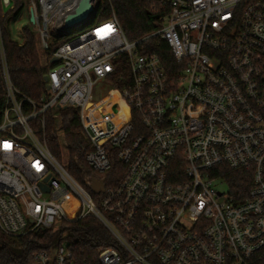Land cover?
Segmentation results:
<instances>
[{"label": "built area", "instance_id": "2783aa9c", "mask_svg": "<svg viewBox=\"0 0 264 264\" xmlns=\"http://www.w3.org/2000/svg\"><path fill=\"white\" fill-rule=\"evenodd\" d=\"M80 1L28 0L43 50L49 29L81 27L52 54L57 62L45 74L47 96L39 103L13 86L0 32V234L16 238L61 229L73 220L65 210L73 198L74 219L93 218L111 237L97 264H262L264 0H138L167 14L135 42L127 40L115 14L88 26L98 0H88L92 11L82 22L64 25ZM0 7L10 9L12 0H0ZM156 37L171 51L177 66L172 76L158 56L141 51ZM120 55L127 58L129 82L102 98L115 97L117 122L92 128L95 87L116 72ZM54 108L79 114L88 144L85 163L98 176L86 187L41 137L44 116ZM113 162L123 174L107 177ZM225 171L246 174L251 187L231 196ZM94 180L104 186L97 195L90 190ZM60 242L54 238L29 264H77L69 244Z\"/></svg>", "mask_w": 264, "mask_h": 264}, {"label": "trees", "instance_id": "16d2710c", "mask_svg": "<svg viewBox=\"0 0 264 264\" xmlns=\"http://www.w3.org/2000/svg\"><path fill=\"white\" fill-rule=\"evenodd\" d=\"M25 11L28 12V0H12L10 9H1L0 7L1 43L13 86L22 98L39 103L42 97L47 96L44 78L48 68L54 65L50 64L52 54L58 47L77 35L80 30L56 33L58 35L50 33L47 49L43 50L39 35L30 22L21 27L19 35L16 36L14 33V27ZM112 14L116 15L127 40L135 42L155 31L156 22L167 14V10L157 4L138 0H98L95 15L88 26L108 20ZM141 47H143L141 50L143 54L159 57L169 76L176 72L177 66L171 51L160 38H152L143 43ZM114 64L116 72L109 76L106 82L109 84L110 90L117 93L129 82V68L125 55L118 56ZM4 96L5 84L0 59V121L5 101ZM115 103L114 100L90 107L88 113L97 117L96 125L92 128L104 126V123L107 122H117ZM123 108L128 111L125 105ZM28 109L29 107L25 105V112ZM56 113V118L51 111L45 114V127L40 134L56 161L66 169L72 178L83 185L87 183L86 179L93 180L98 176L85 163L88 144L81 131L79 114L74 108H60ZM57 125L63 134L64 147L59 144L57 139ZM33 126L36 127V123ZM116 170L120 171L121 175L124 168L119 163L113 162V171L107 177L114 174ZM245 175L229 171L222 173L231 196L236 197L251 187V180H249V176ZM65 210L67 216L73 220L62 223L61 231L68 234V244L72 249L76 263L97 264L99 252L112 246L111 237L104 227L93 218L74 219L78 213L75 199L70 198L67 201ZM54 231L53 229L37 231L16 238H8L0 234V264H29L34 253L42 250L54 240ZM16 251H21V255H17Z\"/></svg>", "mask_w": 264, "mask_h": 264}, {"label": "rangeland", "instance_id": "374dc122", "mask_svg": "<svg viewBox=\"0 0 264 264\" xmlns=\"http://www.w3.org/2000/svg\"><path fill=\"white\" fill-rule=\"evenodd\" d=\"M5 9V8H3ZM30 22V13L29 11H25L21 17V19L16 23L15 27H14V33L15 35H19L20 33V29L22 26H26L28 25ZM35 28V27H34ZM50 27H48L49 29ZM81 27L79 26L77 28L76 31H78ZM36 29V28H35ZM49 32L53 35L55 33V35H58L56 34L55 30L54 29H49ZM108 83L106 81H101L97 84V86L95 87V90H94V94H93V101L96 103V104H102V103H107L109 101H114L115 100V97L113 95H108L106 96L104 99L103 96L104 94L106 93V90H110V87H108ZM102 99V100H101ZM101 100V101H100ZM98 102V103H97ZM52 114H54V117L56 118L57 117V109L55 110L52 109L50 110ZM44 131V130H43ZM57 139H58V142L59 144L64 147V142H63V134H62V131H61V128L59 127V125H57ZM43 138V136H41ZM46 142V141H45ZM47 144V143H46ZM48 147V145H47ZM92 179H86L85 181L87 182H91ZM83 186L86 187V183L83 184ZM216 189L218 190H224L225 187L224 186H220V185H217L216 186ZM68 234L66 232H62L60 228H58L57 230L54 231V238H60L61 239V244H68Z\"/></svg>", "mask_w": 264, "mask_h": 264}, {"label": "water", "instance_id": "95a60500", "mask_svg": "<svg viewBox=\"0 0 264 264\" xmlns=\"http://www.w3.org/2000/svg\"><path fill=\"white\" fill-rule=\"evenodd\" d=\"M91 11L92 7L90 6V4H88V0H81L74 12L64 18V25L70 26L82 22ZM30 23L34 24V16L32 11H30ZM56 62V58L50 60V64H55ZM103 189L104 186L101 181H92V184L90 185V190L93 194L97 195L103 192ZM16 254L20 256L21 251H16Z\"/></svg>", "mask_w": 264, "mask_h": 264}]
</instances>
